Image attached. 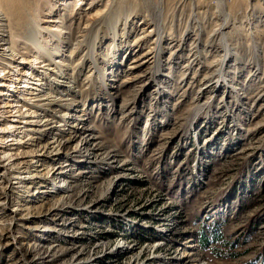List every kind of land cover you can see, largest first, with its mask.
Masks as SVG:
<instances>
[{"label": "rangeland", "instance_id": "obj_1", "mask_svg": "<svg viewBox=\"0 0 264 264\" xmlns=\"http://www.w3.org/2000/svg\"><path fill=\"white\" fill-rule=\"evenodd\" d=\"M2 2L54 59L79 62V87L96 91L87 117L117 161L77 166L86 195L46 223L33 207L13 220L24 201L5 193L23 184L0 167V264H264V0ZM142 29L153 34L133 43ZM18 40V60L0 59V163L25 176L37 142L55 136L40 139L35 104L57 72ZM115 59L124 73L110 81ZM54 221L58 256L44 262L33 242ZM124 241L134 251L113 256Z\"/></svg>", "mask_w": 264, "mask_h": 264}, {"label": "bare ground", "instance_id": "obj_2", "mask_svg": "<svg viewBox=\"0 0 264 264\" xmlns=\"http://www.w3.org/2000/svg\"><path fill=\"white\" fill-rule=\"evenodd\" d=\"M2 1L0 0V59L18 60L20 49L17 47L18 45H14L15 40L18 38L22 43L26 44V49L29 52L36 49L42 54V57L53 62L55 65L54 69L57 72V78L46 83L50 90L42 94L38 99L39 103L35 104L39 111L37 114L39 120L36 122L38 129L36 131L43 135L40 139L49 137L51 133H55V136L45 143L37 142L36 145H38L39 149L35 152L36 160L32 162L30 170L27 171L25 176H22L21 169H11L7 165L0 163V167L4 168L11 184H13V179H19L23 184L20 188L11 185L5 193L10 200H12L13 195H17L24 201L20 204V207L12 210L17 216L13 220L17 223L20 217L31 218L33 215L31 216L30 208L33 207V209H36V216L33 217L40 223H46L52 220V216H59L63 213L65 207L70 208L73 201H79L86 195V190L83 189L84 187L81 183L84 180L86 171L85 169L77 171V166L90 167L98 162L114 163L117 161L116 154L108 151L103 155L102 150H104V147L99 141L95 127L90 124V120L87 117L89 109L83 106L84 95H92L96 91L92 84H89L84 90L82 89L83 86L79 87L80 75L83 74L82 69H76L79 62L72 58L67 60L54 59L53 54L49 52L45 45L41 44L39 31L36 25L31 22L32 20L19 22L12 19L11 14L4 7ZM126 13L129 12L124 13L125 17L131 16V14ZM148 15L149 13H146L144 16L148 17ZM115 17L118 18L119 16ZM154 19L153 15L148 21L156 25ZM221 27L224 28V26ZM153 29H156V27ZM138 34L133 43L144 40L147 36L153 34V31L149 32L147 29H142ZM150 52L152 51L149 50ZM143 58L144 56H134L130 60L128 67L137 70L145 62ZM73 61L75 64L72 63ZM122 62L116 59L109 61V65L113 69H105L104 75L110 74V81H114L115 76L124 73ZM93 65L95 71H98L99 67L96 66L95 62ZM209 78L212 77L210 76ZM2 85L6 86V83ZM109 88L108 95L113 99L119 97L122 93L119 85L114 84L112 88L111 86ZM36 139L39 138L37 137ZM25 211L27 213H24ZM53 224V226L45 228V236L37 242H33V245L40 248L42 253L40 259L44 262L54 261L58 256V245L52 240V237L60 231V228L57 227L59 225L57 222L54 221ZM40 229L42 228L37 227V230L40 231ZM80 235L81 231L76 232L75 239L79 238ZM76 243L77 240L69 249L77 250L78 243ZM134 247L130 244L128 245L125 241L119 242L115 245L111 254L116 256L121 251L129 253L134 251ZM189 255L190 253L184 252L178 259L182 261L188 260ZM166 258L159 254L153 256L152 260L162 264L166 263ZM70 264L85 263L76 262Z\"/></svg>", "mask_w": 264, "mask_h": 264}]
</instances>
